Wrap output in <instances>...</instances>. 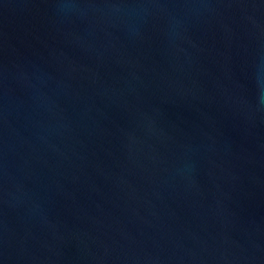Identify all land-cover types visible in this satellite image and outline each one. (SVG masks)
I'll return each mask as SVG.
<instances>
[{
	"label": "water",
	"instance_id": "95a60500",
	"mask_svg": "<svg viewBox=\"0 0 264 264\" xmlns=\"http://www.w3.org/2000/svg\"><path fill=\"white\" fill-rule=\"evenodd\" d=\"M0 264H264V0H0Z\"/></svg>",
	"mask_w": 264,
	"mask_h": 264
}]
</instances>
